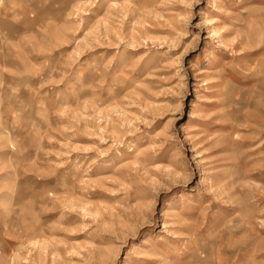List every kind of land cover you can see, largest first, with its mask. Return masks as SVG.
I'll return each instance as SVG.
<instances>
[{"label":"rangeland","instance_id":"obj_1","mask_svg":"<svg viewBox=\"0 0 264 264\" xmlns=\"http://www.w3.org/2000/svg\"><path fill=\"white\" fill-rule=\"evenodd\" d=\"M0 264H264V0H0Z\"/></svg>","mask_w":264,"mask_h":264}]
</instances>
